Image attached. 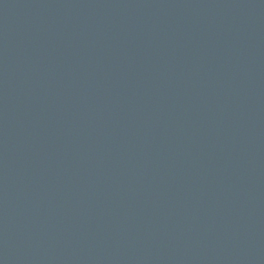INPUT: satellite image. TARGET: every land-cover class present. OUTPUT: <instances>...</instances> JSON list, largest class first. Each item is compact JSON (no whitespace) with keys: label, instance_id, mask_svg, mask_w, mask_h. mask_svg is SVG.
I'll return each instance as SVG.
<instances>
[{"label":"water","instance_id":"95a60500","mask_svg":"<svg viewBox=\"0 0 264 264\" xmlns=\"http://www.w3.org/2000/svg\"><path fill=\"white\" fill-rule=\"evenodd\" d=\"M0 264H264V0H0Z\"/></svg>","mask_w":264,"mask_h":264}]
</instances>
